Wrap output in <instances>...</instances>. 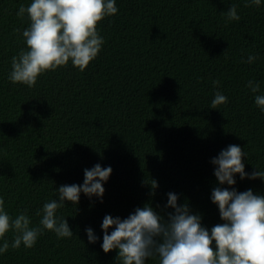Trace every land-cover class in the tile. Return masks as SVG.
I'll return each instance as SVG.
<instances>
[{"label":"trees","instance_id":"1","mask_svg":"<svg viewBox=\"0 0 264 264\" xmlns=\"http://www.w3.org/2000/svg\"><path fill=\"white\" fill-rule=\"evenodd\" d=\"M31 2L0 0L4 208L12 218L26 210L31 226H39L37 210L59 199L61 185H82L84 169L96 164L113 171L103 202L81 192L78 204L57 210L71 238L45 230L32 248L0 254V264H120L117 249L101 247L105 215L124 219L150 203L167 220L175 211L166 207L171 192L210 231L224 223L211 200L215 187L264 195L260 178L237 173L235 185H220L212 163L235 144L247 155L246 172L264 171V112L255 105V95H264V0L260 7H245L246 0H116L118 12L97 25L104 43L87 68L81 72L70 59L29 88L8 77L11 58L27 50L22 33L30 20L17 12ZM232 4L240 20L226 22L222 13ZM249 54L258 59L244 62ZM250 80L260 83L258 93L246 87ZM217 91L227 103L212 109ZM14 236L9 230L3 239Z\"/></svg>","mask_w":264,"mask_h":264},{"label":"clouds","instance_id":"2","mask_svg":"<svg viewBox=\"0 0 264 264\" xmlns=\"http://www.w3.org/2000/svg\"><path fill=\"white\" fill-rule=\"evenodd\" d=\"M261 2L246 0L245 7H260ZM117 12L116 0H32L28 7L21 5L17 15L23 19L27 13L30 20V26L22 33L27 50L21 49L11 58L9 80L34 87L41 74L66 66L70 59L73 66L83 72L104 43L98 33V23ZM222 15L226 16V22L240 20L236 4ZM257 59L256 55L249 54L244 62L251 64ZM213 84L218 85L219 81ZM246 87L253 94L260 91L257 81H248ZM225 103L227 97L217 91L210 108L219 109ZM255 105L264 112V95H255ZM244 156L247 155L240 146L231 144L212 159L217 166L214 174L220 185H235L237 173L241 179L264 180V171H245ZM112 171L110 166L104 168L96 164L84 169L82 185H61L57 189L59 199L45 202L43 208L37 210L36 215L41 219L35 227L31 226L26 210L12 218L0 198V239L9 230L15 233L11 243L3 239L0 254L10 247L19 249L22 244L32 248L45 230L54 232L57 238H71L73 231L69 222L67 218L57 217V210L67 201L78 204L81 192L103 202L104 183ZM150 184L153 191L158 187L155 179ZM167 195L166 207L175 209L168 214L167 220L158 215L150 203L143 208L137 207L124 219L105 215L101 225L103 251L117 249L120 264H146V260L154 257L159 258L160 264H264V195L254 194L251 189L238 192L235 188L215 187L211 200L218 205L224 223L213 226L210 231L202 226L200 215L190 214L187 203L178 204L177 194ZM86 231L89 242L99 239L91 227Z\"/></svg>","mask_w":264,"mask_h":264}]
</instances>
